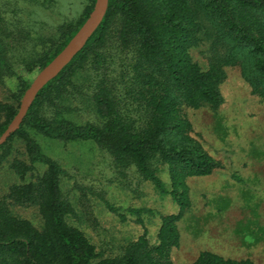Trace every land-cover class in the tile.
Segmentation results:
<instances>
[{
	"label": "trees",
	"instance_id": "trees-1",
	"mask_svg": "<svg viewBox=\"0 0 264 264\" xmlns=\"http://www.w3.org/2000/svg\"><path fill=\"white\" fill-rule=\"evenodd\" d=\"M94 1L75 26L57 27L58 36L34 51L30 66L43 68L62 50ZM18 24L9 29L0 11V78L16 74L8 40H19ZM195 49L205 58V66L193 58ZM236 64L264 105V0H108L100 26L42 87L18 130L0 146V166L18 177L0 191V264H174L171 251L180 239L176 222L190 204L187 179L220 166L190 136L186 110L218 109L226 68ZM28 86L25 82L18 101ZM8 109L0 135L18 111L0 106V112ZM85 112L92 119L83 118ZM34 134L91 142L115 173L124 177L133 172L159 196H170L178 211L158 217L153 237L144 218L155 217L153 209L126 207L142 232L119 244L115 252H106L88 235L93 217L83 208L85 220L70 201L62 200L67 172L45 155ZM17 142L23 145L22 157L15 150ZM37 165L45 167L44 172L32 181L27 174ZM162 173H167L168 181ZM232 177L240 180L236 174ZM81 192V204L88 206L82 198L94 194L90 189ZM94 197L109 212L126 217L101 193ZM31 205L38 206L43 218L41 231L13 215L12 207ZM193 264L253 262L203 251Z\"/></svg>",
	"mask_w": 264,
	"mask_h": 264
},
{
	"label": "rangeland",
	"instance_id": "rangeland-1",
	"mask_svg": "<svg viewBox=\"0 0 264 264\" xmlns=\"http://www.w3.org/2000/svg\"><path fill=\"white\" fill-rule=\"evenodd\" d=\"M89 3L90 0H0V11L9 29H14L19 22L17 26L21 30L19 40H8L16 74L0 78V106L19 108L27 88L19 101L17 96L24 83L30 85L42 69L30 66L34 51H40L48 39L58 36L59 25L75 26ZM192 56L205 66L199 49L193 50ZM220 89L223 102L218 109L205 106L186 110L192 127L190 136L211 158L219 161L220 166L209 174L187 179L190 204L176 222L180 239L171 251L174 264H193L203 251L227 259H248L253 264H264V105L251 92L240 64L226 68V78ZM9 113V109L7 113L0 112V123L8 120ZM82 117L92 119L86 112ZM34 136L45 155L59 162L67 172L62 180V200L70 201L78 216L83 214L84 208L93 217V224L90 222L86 228L88 235L106 252H115L119 244L142 232L140 224L129 218L124 210L126 207L153 209L155 217L144 216L148 233L153 237L159 226L158 217L178 211L170 196H159L133 172L124 177L115 173L106 156L91 142L53 140L41 134ZM15 150L19 151L18 157H22L21 142L15 144ZM35 167L27 174L32 181L45 168ZM232 174L238 175L240 180ZM161 176L168 181L167 173ZM17 180L6 166H0V191ZM82 189H90L94 195L101 193L127 218L106 210L94 195L82 198L88 205L83 207L79 197ZM12 211L17 219L28 221L36 230L44 227L37 205L14 206ZM83 218L87 220L85 215Z\"/></svg>",
	"mask_w": 264,
	"mask_h": 264
},
{
	"label": "water",
	"instance_id": "water-1",
	"mask_svg": "<svg viewBox=\"0 0 264 264\" xmlns=\"http://www.w3.org/2000/svg\"><path fill=\"white\" fill-rule=\"evenodd\" d=\"M107 8L108 0H95L90 13L75 34L70 38L62 50L38 72L25 90L17 113L0 135V146L6 142L12 133L18 130L29 107L42 87L61 72L94 34L105 17Z\"/></svg>",
	"mask_w": 264,
	"mask_h": 264
}]
</instances>
